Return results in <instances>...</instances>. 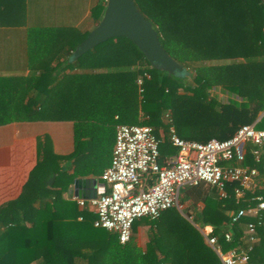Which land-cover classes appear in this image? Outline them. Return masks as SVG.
<instances>
[{
    "label": "trees",
    "instance_id": "1",
    "mask_svg": "<svg viewBox=\"0 0 264 264\" xmlns=\"http://www.w3.org/2000/svg\"><path fill=\"white\" fill-rule=\"evenodd\" d=\"M134 2L162 47L183 66V75L156 68L124 37L73 60L102 19L107 0H96L79 27L30 36V61L39 64L30 66L27 76L0 75V126L75 122L74 151L59 155L48 135L38 138L37 162L21 194L0 206V264H222L201 232L205 228L222 251L248 248L246 228L257 220L243 217L231 224L230 214L247 205L235 198L232 186L227 199L206 194L201 208L193 190L184 188L180 203H192L182 214L171 208L158 219L136 220L125 245L117 233L94 227L97 216L88 207L64 198L76 179L99 175L93 161L104 151L105 139L92 136L101 125L95 114L114 109L119 124L151 127L161 140V165L177 154L169 142L170 127L183 140L201 143L228 140L244 125L256 123L264 130V0ZM24 8L25 0H0V27L20 26ZM220 91L227 95L224 100L217 96ZM235 96L242 102L231 99ZM259 194L263 190L245 197ZM141 225L149 228L145 251L133 244ZM256 229L259 241L251 262L264 264V220Z\"/></svg>",
    "mask_w": 264,
    "mask_h": 264
},
{
    "label": "built area",
    "instance_id": "2",
    "mask_svg": "<svg viewBox=\"0 0 264 264\" xmlns=\"http://www.w3.org/2000/svg\"><path fill=\"white\" fill-rule=\"evenodd\" d=\"M168 136L177 154L161 165V140L151 127L117 126L111 163L101 174L97 197L86 200L73 196L71 200L80 209L88 207L96 214L94 227L117 233L120 244L125 245L132 238L136 220L158 219L171 208L181 211L184 188L205 184L223 200L229 197L232 186L235 198L247 205L230 214L231 224L243 217L257 220L246 228L248 248L222 251L216 237L202 233L222 264H253L251 253L259 241L256 228L264 220V194L250 199L245 196L257 189L264 192V130L257 129L256 123L244 125L228 140L206 143L183 140L174 127L169 128ZM231 238L230 233L225 234L226 241Z\"/></svg>",
    "mask_w": 264,
    "mask_h": 264
},
{
    "label": "crops",
    "instance_id": "3",
    "mask_svg": "<svg viewBox=\"0 0 264 264\" xmlns=\"http://www.w3.org/2000/svg\"><path fill=\"white\" fill-rule=\"evenodd\" d=\"M95 1L25 0L22 24L16 27H0V75L27 76L30 66L39 64V60L30 61V36L39 35L40 32L48 30H59L64 26H81L87 22L89 9ZM263 115L264 113L260 118ZM141 116L140 113L139 117ZM95 117L101 121V125H97L95 121L91 123L93 126H99L94 128L96 132L92 136L99 138L104 136L105 142L103 144L104 151L98 153L96 160L93 161L97 165L94 168L99 172V175L79 178L95 180L94 185H86L83 188L88 194H92L93 190L101 183L100 173H103L111 163L116 128L121 125L118 123L119 113L114 109L107 113L104 112L103 115L95 114ZM74 127L75 122L70 120L13 122L0 126V206L16 199L21 194L30 171L37 162V139L48 135L52 140L55 153L69 155L74 151L75 146ZM97 144L99 145V142ZM95 150L93 149L92 152L94 153ZM187 188L196 194L199 199L196 206L199 208L203 207L201 200L206 194L216 196L215 191L205 184ZM73 196L77 197L72 185L71 190L64 195V198L71 199ZM190 203L192 200L185 202L189 205ZM187 219L192 222V218ZM145 227L144 225L139 226L133 239V244L143 251L146 250L149 241L147 235L145 246H141L140 233ZM201 232H210V228H205Z\"/></svg>",
    "mask_w": 264,
    "mask_h": 264
},
{
    "label": "water",
    "instance_id": "4",
    "mask_svg": "<svg viewBox=\"0 0 264 264\" xmlns=\"http://www.w3.org/2000/svg\"><path fill=\"white\" fill-rule=\"evenodd\" d=\"M124 37L130 40L156 68L170 75H183L185 69L162 47L152 24L137 9L134 0H107L106 8L98 25L89 33L76 50L72 59L76 60L96 46L109 39ZM54 177L48 182L52 185ZM94 179H76L74 193L78 198H96V189L86 193V185H94Z\"/></svg>",
    "mask_w": 264,
    "mask_h": 264
},
{
    "label": "rangeland",
    "instance_id": "5",
    "mask_svg": "<svg viewBox=\"0 0 264 264\" xmlns=\"http://www.w3.org/2000/svg\"><path fill=\"white\" fill-rule=\"evenodd\" d=\"M214 92V91H213ZM217 96H219V98L221 99H225L227 97V95L220 91V92H216ZM232 100L236 101L237 103H241L242 99L238 98V97H231ZM189 206V204H183V209L180 211L178 210L180 213H183V211ZM148 227L146 226L144 229H142L141 233H140V237H141V246L144 247L145 246V242L147 241V234H148Z\"/></svg>",
    "mask_w": 264,
    "mask_h": 264
}]
</instances>
